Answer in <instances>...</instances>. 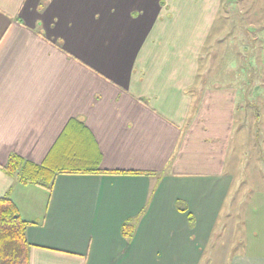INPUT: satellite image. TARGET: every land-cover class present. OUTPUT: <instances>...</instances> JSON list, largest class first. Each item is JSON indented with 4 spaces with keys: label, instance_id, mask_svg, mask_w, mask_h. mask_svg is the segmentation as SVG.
<instances>
[{
    "label": "crops",
    "instance_id": "0c3cea01",
    "mask_svg": "<svg viewBox=\"0 0 264 264\" xmlns=\"http://www.w3.org/2000/svg\"><path fill=\"white\" fill-rule=\"evenodd\" d=\"M230 2L0 0V197L31 223L28 264H200L234 187L224 167L244 143L236 111L249 80L201 59L212 34L227 39V71L245 59L248 31L232 18L248 7ZM248 22L264 129V27ZM11 154L143 175L61 173L48 193L5 173Z\"/></svg>",
    "mask_w": 264,
    "mask_h": 264
},
{
    "label": "rangeland",
    "instance_id": "374dc122",
    "mask_svg": "<svg viewBox=\"0 0 264 264\" xmlns=\"http://www.w3.org/2000/svg\"><path fill=\"white\" fill-rule=\"evenodd\" d=\"M241 6L248 7V9L240 11L241 17L232 18V23L234 24L236 21L239 23L238 20H240L243 29L248 31L245 44L241 49H238L245 59H229L232 61V66L231 70L227 71V68L220 62L222 57L227 60V49L220 46L227 45V39L216 42L212 39L213 34L210 38L213 48H206L201 52V59H205V62H212L213 71L211 73L221 72L225 77L229 74L237 75L236 78L241 77L240 79L247 77L246 80H249V84L245 89L239 91V94L242 92L245 94L246 103L244 107L239 109L237 107L236 111V126L238 131L242 132L244 143L235 148L236 152L231 157L229 156L224 167V171L233 176L234 187L228 203L226 202L219 217L209 246L202 254L200 264H230L232 259L238 256L264 259L263 114L255 101L251 100L260 91V87L254 91L251 88L260 85V78L257 75H260L259 67L256 74H254V69L258 64L259 59L257 58L261 54L262 47L253 46L255 44L253 38L256 33H252L248 26V21L253 20L256 26L264 27V0H231L230 2V8L234 12H239ZM248 13L249 18L245 15ZM242 18L244 20H241ZM219 23L220 19L215 22V25L217 26ZM222 51L225 56L220 55ZM237 82L236 86H238ZM246 113L247 115H245ZM241 116H244V122ZM238 185V190L235 192Z\"/></svg>",
    "mask_w": 264,
    "mask_h": 264
},
{
    "label": "trees",
    "instance_id": "16d2710c",
    "mask_svg": "<svg viewBox=\"0 0 264 264\" xmlns=\"http://www.w3.org/2000/svg\"><path fill=\"white\" fill-rule=\"evenodd\" d=\"M67 167L51 168L44 164H35L15 154L9 155L4 171L20 185H36L51 192L55 177L61 173L100 174V175H143L140 172L104 171L96 162H80L72 157ZM177 209L186 213L180 203ZM189 222L191 221L188 215ZM31 223L22 220L15 203L6 193L0 197V264H28V244L25 237L27 227ZM134 227L124 223L121 227L122 236L130 240Z\"/></svg>",
    "mask_w": 264,
    "mask_h": 264
}]
</instances>
